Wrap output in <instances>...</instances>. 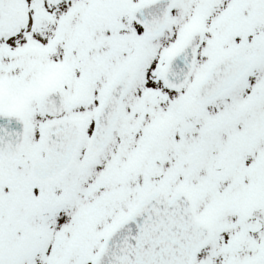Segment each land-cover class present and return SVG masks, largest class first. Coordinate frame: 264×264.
<instances>
[{"label":"snow or ice","instance_id":"snow-or-ice-1","mask_svg":"<svg viewBox=\"0 0 264 264\" xmlns=\"http://www.w3.org/2000/svg\"><path fill=\"white\" fill-rule=\"evenodd\" d=\"M0 264H264V0H0Z\"/></svg>","mask_w":264,"mask_h":264}]
</instances>
